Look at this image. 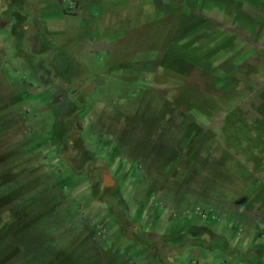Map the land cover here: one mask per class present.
I'll return each mask as SVG.
<instances>
[{
  "label": "rangeland",
  "instance_id": "rangeland-1",
  "mask_svg": "<svg viewBox=\"0 0 264 264\" xmlns=\"http://www.w3.org/2000/svg\"><path fill=\"white\" fill-rule=\"evenodd\" d=\"M254 260L264 0H0V264Z\"/></svg>",
  "mask_w": 264,
  "mask_h": 264
},
{
  "label": "crops",
  "instance_id": "crops-1",
  "mask_svg": "<svg viewBox=\"0 0 264 264\" xmlns=\"http://www.w3.org/2000/svg\"><path fill=\"white\" fill-rule=\"evenodd\" d=\"M74 11H73V6L71 7V9L70 10H68L67 12L66 11H64L63 13L64 14H72ZM199 130V132L198 133H196L197 135H196V141L197 140H200L203 136H204V133H203V130H202V127H200V129H198ZM257 252H258V250H257ZM203 253L204 252H201V257H204V255H203ZM225 262V261H224ZM256 263V260H254V261H252L251 263H249V264H255ZM224 264V263H223Z\"/></svg>",
  "mask_w": 264,
  "mask_h": 264
}]
</instances>
